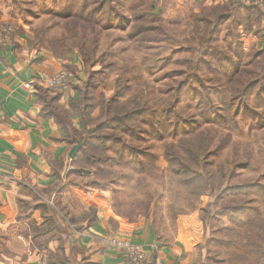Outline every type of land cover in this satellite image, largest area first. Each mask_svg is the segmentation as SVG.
Masks as SVG:
<instances>
[{
  "label": "rangeland",
  "instance_id": "obj_1",
  "mask_svg": "<svg viewBox=\"0 0 264 264\" xmlns=\"http://www.w3.org/2000/svg\"><path fill=\"white\" fill-rule=\"evenodd\" d=\"M237 1L0 0V14L17 21L0 22L11 27L12 35L25 25L32 47L62 61L80 62L81 70L71 65L63 70L78 76L80 89L91 82L95 103L103 96L108 99L118 88L124 100L137 99L144 111L125 124L139 132L137 138L126 134L124 127L102 129L121 144L109 142L104 149L94 150L95 160L87 163L85 158L69 167L79 176L82 188L108 189L112 229L120 224L135 229L149 225L161 241L199 245L205 264H264V244L255 254V246L251 250L241 239L259 221L264 222L263 194L242 191L246 184L264 185V105L259 104L264 99V21L257 22L255 15L249 16L252 11L244 9L253 5L264 13V1L241 0L243 7L236 9ZM218 15L229 19L215 27ZM247 21L254 26L250 33L245 31ZM202 38L207 51L193 71ZM260 79L262 91L244 96L257 118L243 116L242 110L234 117L243 87ZM98 109L95 105L91 118L98 116ZM215 117L229 123L208 122ZM234 120L237 130L231 127ZM150 128L163 137L144 133ZM190 146L197 158L204 156L203 170L186 157ZM121 151L127 153L117 163ZM165 152L174 158L175 163H170L174 171L179 158H186L185 163L195 171L199 167L204 178L182 179L196 172L171 177ZM139 165L147 172L136 171ZM230 172L233 175L226 177ZM62 177L67 181L66 170ZM195 187L205 194L190 195ZM226 187H230L227 193ZM238 203L251 210L252 224L246 218L242 225H235L228 216H221L224 206ZM53 208L55 215L74 223L58 213V206ZM83 218L82 214L76 222Z\"/></svg>",
  "mask_w": 264,
  "mask_h": 264
},
{
  "label": "crops",
  "instance_id": "obj_2",
  "mask_svg": "<svg viewBox=\"0 0 264 264\" xmlns=\"http://www.w3.org/2000/svg\"><path fill=\"white\" fill-rule=\"evenodd\" d=\"M5 21L17 22L0 14V22ZM28 34L20 25L8 42L0 44V264H47L49 254L53 264H130L124 251L109 245V240L125 236L145 249L149 264H205L197 245L161 241L149 225L135 229L120 224L112 229L108 189L81 187L79 176L69 168L68 155L75 146L72 133L66 137L42 112L38 91L43 87L41 75L67 65L81 70V64L32 47ZM27 83H32L29 88ZM76 97L75 89L69 88L57 106L66 109L68 100ZM70 120L79 132L78 119ZM65 170L67 181L62 180ZM54 204L74 223L55 215ZM92 207L97 209L95 222H76ZM46 217L53 220L50 228Z\"/></svg>",
  "mask_w": 264,
  "mask_h": 264
},
{
  "label": "trees",
  "instance_id": "obj_3",
  "mask_svg": "<svg viewBox=\"0 0 264 264\" xmlns=\"http://www.w3.org/2000/svg\"><path fill=\"white\" fill-rule=\"evenodd\" d=\"M240 1H237V3L234 2V4H236L235 6H237L236 9L243 7V5H241ZM244 9L246 11L251 10L253 15H249V16L255 15L258 18L257 22H260V21L263 22L264 21V13L262 11H259L257 6L255 7L252 5V6L244 8ZM227 19H229V17L228 18H226V17L222 18L218 15L216 17L215 22H214L215 27H218L221 21H223V20L225 21ZM262 25H263V23H262ZM253 27L254 26L250 22L247 21L245 31L247 33H250L251 29ZM263 28H264V25H263L262 29ZM260 30H261V27L257 31H254V33H256V32L259 33ZM205 40H206L205 38L201 39L200 46L195 51V57H194L195 62H194L193 71H195L199 65V61H200L199 56L203 55L207 51ZM54 57L59 59V60H62L61 58H59L55 55H54ZM234 66H236V65L234 64ZM224 74H226V71H224ZM90 84H91V82H89L86 86H84L83 89L76 87L77 86L76 84L72 85V86H74V89L77 92V97L75 100L74 99L68 100V104H67L66 109L64 107H60V108L55 107V106H57V101L60 98L59 95L58 96L50 95L44 87H41V90L40 89L38 90L39 93L41 94L42 100H43L42 104H43L44 109L42 110V112L53 119V121L62 130V132L65 134L66 137L69 136L70 133H72V137H70L72 145H76L77 142L81 143V147H80L79 151L76 153L74 158L72 160H70V165L73 168L77 166V163H79V161L85 160V158L88 160V161H86L87 163H89L91 160H95L94 150H97L99 148L104 149L105 146L109 142L114 143L115 145L119 144V143L121 144L120 140L119 141L114 140L115 136H105L106 133H103L101 131L102 129L114 128L115 125L118 128L124 127V132L126 134H128L133 139L137 138L139 136V132L137 133V130H134L131 127L129 129V127H127L125 124H127L126 122H128V121L134 120V118H136V117H141L144 113V111H142L138 107L137 99L133 98L132 100H124V96L120 94L121 92L119 91L118 88L114 91V93L108 99H106L103 96V99L99 98V101L97 103H95L94 97H92V95L90 93V91H91ZM262 87H263V82L261 79L259 80L258 84H256V85L248 83L247 85H245L243 87V89L241 90V93L242 94L244 93V95H242L239 98V107L234 109V113H233L234 117L237 116L238 112H240L242 110L243 116H248L250 119L257 118V116L253 114V112L250 110V108H248V102L244 96H247V97H252L253 95L257 96L256 94H253V91L255 92L256 90L257 91L259 90V92H261L263 89ZM247 93H252L253 95L247 94ZM260 103L264 105V99H260L259 104ZM95 105H97V107L99 108L98 109V116L96 118H91L90 115L93 112ZM150 116L157 118L154 114H151ZM233 116H232V118H233ZM72 117H76L79 121V124L81 127V131L79 133L74 128V126L70 120ZM165 117H167V116H165ZM220 119H217L215 117L213 119L208 118L207 120H208V122H212L213 124L217 123L220 125L229 123V122H227L228 119H223V118H220ZM158 120H160L159 122L161 123L162 121H164V117H160ZM234 122L235 123H232L233 125L231 127L234 130H237V127H238V124L236 123L237 121L234 120ZM118 128L116 130H118ZM150 129H151V131H149V132L145 131L144 133L148 134L150 137H155V135L158 137L161 136V135H159V131L157 129H154V128H150ZM231 132H234V131H231ZM202 135L203 134H199V137ZM162 137H163V135H162ZM162 137H160V138H162ZM97 144H101V145L98 146ZM87 150L90 151V154L86 153ZM105 150H107V149H105ZM126 153H127L126 151H121V154L118 158L119 161H116V162L117 163L122 162ZM128 153L130 154L133 152H128ZM194 153L195 152L192 150L191 146L189 148L185 149L186 157L189 160H191L192 162H194L196 165H199L201 170H203L205 168V164L202 161V160H204V156L199 157L197 155L198 156V158H197ZM144 157L146 158L147 156L145 155ZM96 160H97V162H99L101 159L97 158ZM165 160L167 162H169L168 168H169L171 177H173V174L180 175L181 173H185L186 175H189L187 172H193V173L196 172V174H194L193 177L184 176L182 179L184 181L186 179H187V181H193L195 179L204 178V175L201 173L199 167H198V170L195 171L193 166L187 165L185 163L186 158L185 159H183L181 157L179 158L180 161L176 162V167H175L176 171H174L170 165V163L174 164L175 161H174L173 157L168 155V152L167 153L165 152ZM129 165H131V163H129ZM144 168L145 167H143L142 165H139V166H137L136 171L141 172V173H145L147 171ZM232 175H233V173L230 172V173H228V175L226 177H231ZM208 186H209V183H208ZM212 186L213 185H211V187ZM229 190H230V187H226L224 192L227 193ZM253 190L259 191L261 194H263V198H264V185H261V187H259V185H248V184H246L242 188V191L247 192L248 194L251 193ZM189 194L192 196H198L200 194H205V191L204 190L201 191L200 188L195 187V189H191L189 191ZM96 212H97V209L95 207H92L88 213L83 215L84 218H83L82 222H85L86 225H90L93 222H95L97 220L96 219ZM203 212H204V210L202 209V213ZM219 212H220V214H222L221 216H228L230 218V221L235 225H242L243 220L246 218H247V220H249L248 223L252 224V221L254 218V216H252V215L250 216L251 210L249 208H247L245 205H241L239 203L236 205H233V206H231V205L224 206ZM44 221H45V225H47L49 228L52 226L53 220L51 217L50 218L46 217L44 219ZM63 221L60 220V222L63 223V225H64ZM109 223L111 224L110 219H109ZM47 236H49V235H47ZM241 239L246 240L245 243H246V245L248 244L247 246L249 248H251V250H252V246H255V248L257 249L255 254L260 253L259 250H262L261 245L264 244V222L259 221L255 225V227H253L250 231L245 232V234L241 237ZM228 246L230 248L235 247L234 245L232 247L230 245H228ZM197 247H199V245H197L196 248ZM54 261H55V259L53 258L52 255H50V254L47 255V264H53ZM145 264H149L148 261Z\"/></svg>",
  "mask_w": 264,
  "mask_h": 264
},
{
  "label": "built area",
  "instance_id": "obj_4",
  "mask_svg": "<svg viewBox=\"0 0 264 264\" xmlns=\"http://www.w3.org/2000/svg\"><path fill=\"white\" fill-rule=\"evenodd\" d=\"M11 27L8 24H0V44H5L11 39ZM43 87L50 93H63L78 81V76L67 70H61L54 74H43L39 77ZM32 83L25 84L29 88ZM109 245L113 248L124 251L130 264H145L147 253L145 249L131 243L127 238H115L109 240Z\"/></svg>",
  "mask_w": 264,
  "mask_h": 264
},
{
  "label": "water",
  "instance_id": "obj_5",
  "mask_svg": "<svg viewBox=\"0 0 264 264\" xmlns=\"http://www.w3.org/2000/svg\"><path fill=\"white\" fill-rule=\"evenodd\" d=\"M81 147V143L77 142L75 146L72 147V149L69 152L68 158L69 160H72L74 158V156L76 155V153L78 152V150Z\"/></svg>",
  "mask_w": 264,
  "mask_h": 264
}]
</instances>
